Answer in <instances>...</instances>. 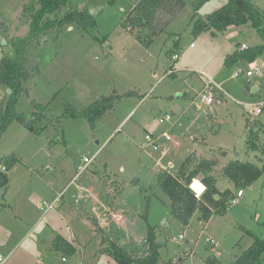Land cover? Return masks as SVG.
Masks as SVG:
<instances>
[{
	"label": "rangeland",
	"instance_id": "rangeland-1",
	"mask_svg": "<svg viewBox=\"0 0 264 264\" xmlns=\"http://www.w3.org/2000/svg\"><path fill=\"white\" fill-rule=\"evenodd\" d=\"M31 1L0 0V23L10 26L9 33L0 29V54L11 52L14 29H27L22 9ZM137 1L71 0L73 9L95 13L96 28L80 32L77 26L65 27L58 42L44 43L55 34L49 32L37 43L40 46L45 38L36 53L37 48L29 49L36 62L30 59L27 68L41 71L30 82L31 100L50 105L44 113L48 121H38L29 130L13 122L0 137V173L3 158H16L6 172L7 185L0 187L3 264H118L107 252L110 243L142 258L147 254V224L156 232L160 264H205L213 258L217 264H232L250 247L252 236L264 237V177L249 191L243 189V198L228 205L223 216H213L206 226L193 216L184 228L171 217L155 172L170 163L174 167L170 172L175 173L189 156L258 167L264 163L260 151H247L244 134L246 121L253 130L261 126L257 144L264 149V110L255 119L243 111L264 102V77L248 84L246 60L225 66L227 56L239 51L241 44L256 47L259 35L246 24L232 26L224 35L194 37L190 32L194 13L204 17L223 2L183 0L185 8L145 47L136 35L145 40L149 29L127 34L119 25L124 10ZM250 1L264 15V0ZM166 18L162 12L157 15L161 23ZM253 60L263 62L264 51ZM169 69L176 73L167 76ZM235 72L243 74L232 79ZM202 75L222 82L230 97L210 108L201 105L196 95L205 82ZM254 88L257 94L252 93ZM129 92L136 96L125 97ZM5 93L2 89L1 96ZM113 94L121 99L93 127L84 117H63L66 108L82 111ZM16 109L30 120L32 109L25 97L19 98ZM164 114L173 120L159 124ZM162 132L171 141H165ZM148 133L158 138L159 151L142 147ZM162 150L165 155L159 160ZM83 158L93 161L78 173ZM215 173L220 189L235 191L228 179ZM191 188L200 193L203 187L196 180ZM44 203L52 204L51 210L41 211ZM54 237L79 249L74 254L57 250L51 245Z\"/></svg>",
	"mask_w": 264,
	"mask_h": 264
},
{
	"label": "trees",
	"instance_id": "trees-1",
	"mask_svg": "<svg viewBox=\"0 0 264 264\" xmlns=\"http://www.w3.org/2000/svg\"><path fill=\"white\" fill-rule=\"evenodd\" d=\"M204 1L201 0L199 3ZM184 7L183 0H138L131 10L124 12V17L119 25L127 34L149 29L150 34L146 36L145 40L136 35L137 41L143 46L149 47ZM65 9L66 11L62 13V10ZM22 12L28 18V33L24 38L10 41L13 50L12 57H0V88L10 91V93H5V96L0 100V137L13 122H18L29 130L34 123L46 119L44 113L50 103L41 104L30 100L29 90L24 86L32 77L40 74L38 68H33L31 71L27 68L28 61L32 58L29 49H35L41 37L49 32H55L52 39L56 40L65 27L74 25L79 28L80 32H88L97 26L92 14L86 11L72 10L70 0H32L23 7ZM159 12L168 17L162 23L157 21ZM191 23L190 32L194 37H198L202 33L215 35L223 33L228 27H239L246 24H249L257 32L261 44L253 49L236 50L227 56L225 59L227 67H233L239 60L252 61L264 51V15L250 0H225L222 7L205 17L194 13ZM124 96L130 97L136 96V94L129 92ZM20 97L29 100L32 109L30 120H26L16 109ZM120 99L121 96L113 94L96 100L82 111L66 108L63 117L71 119L84 117L93 127L94 121L113 109ZM46 121L48 120L46 119ZM250 126L246 121L245 129L248 130L246 149L248 152L260 151L264 155V150L257 144L263 128L260 126L253 130ZM195 157L189 156L185 159L175 173L161 172L157 176L158 188L169 201L171 217L184 228L189 225L196 213L199 215L198 219L203 223H207L212 216H223L227 211L228 201L234 195L231 190L227 189L221 192L217 189L216 179L212 175L218 165L216 160ZM193 161L195 164L192 166ZM15 163L14 156L3 158L2 167L5 172L0 173V187L7 185L6 172ZM220 173L228 179L235 191H239L250 187L264 177V163L258 167L249 162L229 161L221 167ZM194 179H199L204 186V191L199 197L190 187ZM144 220H147V214L144 215ZM252 238L250 247L242 251L232 264H264V237L252 236ZM144 244L147 247V254L142 258H133L126 250L114 243H110L107 252L118 264H160V246L156 242V232L154 227H150L148 224ZM55 247V249L64 250L66 253L74 252L73 247L59 237L55 240ZM205 264H217V260L208 259Z\"/></svg>",
	"mask_w": 264,
	"mask_h": 264
},
{
	"label": "built area",
	"instance_id": "built-area-1",
	"mask_svg": "<svg viewBox=\"0 0 264 264\" xmlns=\"http://www.w3.org/2000/svg\"><path fill=\"white\" fill-rule=\"evenodd\" d=\"M249 49L246 45L242 44L239 48V51H244ZM171 60L173 61V63L175 64L176 61L178 60V55L177 53H174L171 55ZM176 73V69H169L167 72V76H172ZM243 73L240 72H235L234 74H232L231 78L232 79H237L239 78ZM203 76V75H202ZM244 76L246 78V82L248 84H250L252 82V80L255 77H264V61L261 63H257L255 60L249 61L247 63V67L244 73ZM205 77V76H203ZM204 84L202 86V88L198 91L197 95H196V99L199 100V103L207 108L212 107L214 104H218L221 101H224L225 99L229 98L230 95L228 94V92L223 88L222 84L220 83H216L214 80H212L209 77H205L204 78ZM196 105L195 109L199 110L201 105ZM248 107V109H246V113L249 114V116L251 118H257L259 117L264 110V102L259 104V105H250V106H246ZM173 120V116L171 114H164L161 117L158 118V123L159 124H164L166 122H171ZM253 120V119H252ZM162 138L165 141H171V137L167 132H162L161 134ZM151 147L153 149V151H159L161 148V144L158 141V138L151 134L148 133L145 135L144 137V143L142 144V147ZM165 155V151H163V155L161 157H164ZM161 157L159 160H161ZM93 161L92 159L89 158H83V165L82 166H78V173H80L81 171H83L89 164H91ZM158 165V163H157ZM173 168L172 164H168L166 167H160L161 172H165V173H171L170 169ZM2 172H5L4 167H1ZM160 172V173H161ZM243 191L239 190L236 192V195L233 196V198H231L228 201L229 205H234L237 202V198L241 197ZM52 204H48L46 205V203H44V206H46V208L40 207L41 211H47V210H51ZM180 239H184L183 234L179 235ZM207 243H212V240L210 239H206ZM64 261V259H63ZM4 259L3 257L0 256V264H3Z\"/></svg>",
	"mask_w": 264,
	"mask_h": 264
},
{
	"label": "crops",
	"instance_id": "crops-1",
	"mask_svg": "<svg viewBox=\"0 0 264 264\" xmlns=\"http://www.w3.org/2000/svg\"><path fill=\"white\" fill-rule=\"evenodd\" d=\"M222 5H224L225 4V0H222ZM136 3V2H135ZM134 3V4H135ZM134 4H132V6L128 9V10H131L132 9V7L134 6ZM222 7V6H221ZM70 8H72V10H75V9H73V7H72V5H71V0H70ZM185 8V7H184ZM183 8V9H184ZM127 10V11H128ZM66 11V9L65 10H62V13H64ZM75 11H77V10H75ZM126 10H124V12H125ZM181 12V11H180ZM93 14V13H92ZM95 14V13H94ZM93 14V16H95ZM209 15V14H208ZM178 16V15H177ZM176 16V17H177ZM206 16V15H205ZM204 16V17H205ZM124 17V16H123ZM201 17H203V16H201ZM2 25H3V28H5L6 29V33H9L8 32V30L10 29V26L8 25V24H6L7 26H5V24L4 23H1ZM170 24V23H169ZM24 29V31L23 30H16V29H14V34L11 36L12 38H14V39H20V38H24L25 36H26V34L28 33V25H27V29L25 30V28H23ZM231 29V27H228L227 28V30L226 31H224L223 33H218V34H215V35H212V36H217V35H224V34H227L228 32H229V30ZM67 30H71V28H68ZM10 31V30H9ZM11 31H13V29H11ZM124 31V30H123ZM191 31V30H190ZM18 32H24V35L23 36H20V35H18V36H16L15 34H18ZM125 32V31H124ZM5 33V35H7ZM63 33V32H62ZM21 34V33H20ZM203 34H205V33H203ZM53 36V35H52ZM60 36H61V34L57 37V39L56 40H54V39H52V38H50V39H47L46 40V42H44V40H45V38H43L42 40H41V45L40 46H37L36 48V51H35V53L37 52V50L44 44V43H48L49 41H51V42H53V43H56V42H58V40H59V38H60ZM44 42V43H43ZM239 44H241L240 42H236V45H239ZM261 44V41L259 42V44L258 45H260ZM242 45V44H241ZM258 45H256V46H258ZM11 48V47H10ZM2 56H7V57H12L13 56V50L11 49V52H9V51H6V52H4V50L2 51L1 50V54H0V57H2ZM35 58V54L33 55V57L31 58V60H34L35 62H36V60L34 59ZM40 73H41V71H40ZM33 79V77L27 82L28 84L31 82V80ZM26 83V84H27ZM220 84H223L222 82L220 83ZM28 90H29V98H30V100H31V91H32V88H31V83H30V85L28 86L27 85V87H26ZM255 90H256V92L254 93V94H257L259 91L256 89V88H254ZM253 89V90H254ZM1 92H2V89L0 88V100L4 97V96H1ZM6 93H8V91L6 90L5 91ZM28 100V99H27ZM34 100V99H33ZM29 101V100H28ZM35 101V100H34ZM246 109H248V107H245L244 109H243V111H245L246 112ZM246 123V122H245ZM263 130V129H262ZM247 133H248V130L247 129H245V127H244V134H245V138H246V135H247ZM246 143V142H245ZM264 150V149H263ZM160 155L162 156L163 155V150L161 151V153H160ZM160 156V157H161ZM159 157V158H160ZM258 158V157H257ZM207 159H214V160H216L217 162H218V165H217V167L215 168V170L214 171H216V175L218 176V178L219 179H221L220 178V176L219 175H221V173H220V169H221V167L223 166V165H225L226 163H228L229 161H221V160H218V159H216V158H214V157H210V158H207ZM258 160H262V159H259L258 158ZM230 161H232V160H230ZM173 165V164H172ZM174 168V167H173ZM161 169H159V170H155V172H156V174H159L161 171H160ZM222 176V175H221ZM198 181L200 184H201V182H200V180L199 179H194L193 181H192V183L194 182V181ZM219 180L217 179L216 180V187H217V189L219 190V191H224L223 189H220L218 186H217V182H218ZM222 181V180H221ZM225 180L223 179V182H224ZM261 181V179H259L258 181H256L254 184H252L250 187H248V188H246L245 190L246 191H249L250 189H252L257 183H259ZM192 183H191V185H192ZM191 185H190V187H191ZM228 185V184H227ZM201 186L203 187L202 188V191L200 192V193H197V192H195L194 190H192L195 194H196V196L197 197H199L200 195H201V193L204 191V186L201 184ZM227 190V189H226ZM228 190H231L230 188H228ZM232 191V190H231ZM243 191V190H242ZM234 192V195L233 196H235L236 195V192L237 191H233ZM243 196H244V192L242 193V195H241V197H239V198H237V202H236V204L238 203V200L239 199H241V198H243ZM236 204H234V205H236ZM168 205V204H167ZM197 219H198V217H199V215H198V213H196L195 215H194ZM213 217V216H212ZM211 217V218H212ZM210 218V219H211ZM191 221V220H190ZM210 221V220H209ZM208 221V222H209ZM207 222V223H208ZM207 223H205V226H206V224ZM100 225H103V224H100ZM105 226H106V224H104ZM55 238V237H54ZM61 238V237H60ZM63 239V238H62ZM54 240V239H53ZM55 240H56V238H55ZM55 240L53 241V243L51 244L52 246H53V248H56L55 247ZM64 240V239H63ZM210 240H212V242L214 243V241H213V239H210ZM65 241V240H64ZM66 242V241H65ZM68 244H70L69 242H67ZM72 247H73V249H74V252L73 253H69V254H74L75 252H76V249H79V247L77 248V247H75L74 245H72V244H70ZM1 256V255H0ZM236 256V255H235ZM2 257V256H1ZM3 259H4V257H3ZM63 259L64 258H62L61 260L63 261ZM214 259H216V258H214ZM65 260V259H64ZM64 262V261H63Z\"/></svg>",
	"mask_w": 264,
	"mask_h": 264
},
{
	"label": "water",
	"instance_id": "water-1",
	"mask_svg": "<svg viewBox=\"0 0 264 264\" xmlns=\"http://www.w3.org/2000/svg\"><path fill=\"white\" fill-rule=\"evenodd\" d=\"M3 28V25L0 23V29H2ZM3 43L4 44H6V41L5 40H3ZM256 92V90L254 89V90H252V93H255ZM8 93H10V91H8ZM215 198H217L216 196H215Z\"/></svg>",
	"mask_w": 264,
	"mask_h": 264
}]
</instances>
